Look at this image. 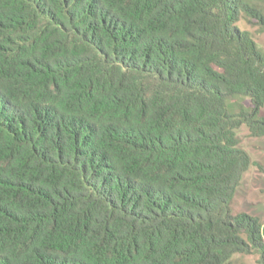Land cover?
<instances>
[{
	"label": "trees",
	"instance_id": "16d2710c",
	"mask_svg": "<svg viewBox=\"0 0 264 264\" xmlns=\"http://www.w3.org/2000/svg\"><path fill=\"white\" fill-rule=\"evenodd\" d=\"M241 21L264 0H0V264H264Z\"/></svg>",
	"mask_w": 264,
	"mask_h": 264
},
{
	"label": "rangeland",
	"instance_id": "374dc122",
	"mask_svg": "<svg viewBox=\"0 0 264 264\" xmlns=\"http://www.w3.org/2000/svg\"><path fill=\"white\" fill-rule=\"evenodd\" d=\"M239 26L241 29L250 31L255 42L264 50V32L249 27L243 21L239 23ZM238 137L240 146L257 165L251 166L242 177L234 200L235 210L256 215L264 222V137H250L244 127L238 131ZM246 261L256 264L252 258Z\"/></svg>",
	"mask_w": 264,
	"mask_h": 264
}]
</instances>
